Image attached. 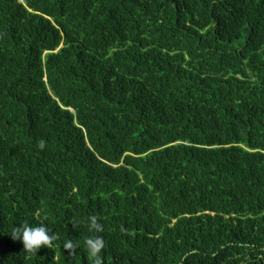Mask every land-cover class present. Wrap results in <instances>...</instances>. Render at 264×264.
I'll use <instances>...</instances> for the list:
<instances>
[{
    "label": "trees",
    "instance_id": "trees-1",
    "mask_svg": "<svg viewBox=\"0 0 264 264\" xmlns=\"http://www.w3.org/2000/svg\"><path fill=\"white\" fill-rule=\"evenodd\" d=\"M94 235L102 264H264V0H0V264H93Z\"/></svg>",
    "mask_w": 264,
    "mask_h": 264
},
{
    "label": "clouds",
    "instance_id": "clouds-1",
    "mask_svg": "<svg viewBox=\"0 0 264 264\" xmlns=\"http://www.w3.org/2000/svg\"><path fill=\"white\" fill-rule=\"evenodd\" d=\"M43 148V142L40 143ZM89 226L95 233L102 231V225L97 222L96 217L90 218ZM13 240L21 241L24 249L30 253L37 255L38 251L43 248H50L53 242L57 239L56 235L47 226L41 224L39 226H32L27 222L17 225L11 235ZM76 245L71 241L64 244V249L73 254ZM85 250L88 255L93 258V264H102L101 251L103 248V238L100 235H94L85 240Z\"/></svg>",
    "mask_w": 264,
    "mask_h": 264
}]
</instances>
